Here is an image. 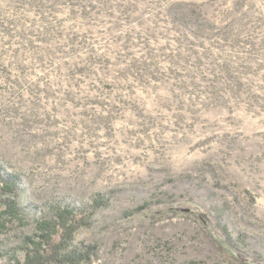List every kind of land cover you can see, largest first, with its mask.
<instances>
[{
  "label": "rangeland",
  "instance_id": "374dc122",
  "mask_svg": "<svg viewBox=\"0 0 264 264\" xmlns=\"http://www.w3.org/2000/svg\"><path fill=\"white\" fill-rule=\"evenodd\" d=\"M0 163V264L97 200L68 261L264 264V0H0Z\"/></svg>",
  "mask_w": 264,
  "mask_h": 264
},
{
  "label": "trees",
  "instance_id": "16d2710c",
  "mask_svg": "<svg viewBox=\"0 0 264 264\" xmlns=\"http://www.w3.org/2000/svg\"><path fill=\"white\" fill-rule=\"evenodd\" d=\"M4 169L0 163V234L28 224L26 215L20 206L12 200H5L3 196L16 195L17 183L12 178H6ZM103 206L102 200L95 202V209H78L71 206L58 207L54 217L43 218L36 223V233L28 236L26 242L25 264H77L76 257H70L69 261L63 255L66 244L75 233L83 227H89L96 209ZM90 260V255L84 257V261Z\"/></svg>",
  "mask_w": 264,
  "mask_h": 264
}]
</instances>
